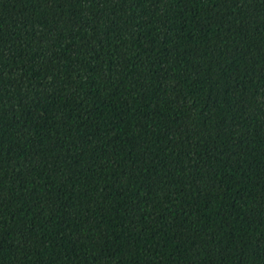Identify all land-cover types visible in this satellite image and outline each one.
Returning <instances> with one entry per match:
<instances>
[{"label":"trees","instance_id":"1","mask_svg":"<svg viewBox=\"0 0 264 264\" xmlns=\"http://www.w3.org/2000/svg\"><path fill=\"white\" fill-rule=\"evenodd\" d=\"M0 264H264V0H0Z\"/></svg>","mask_w":264,"mask_h":264}]
</instances>
